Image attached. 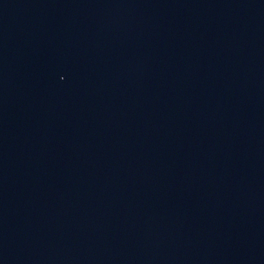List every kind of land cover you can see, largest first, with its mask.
Here are the masks:
<instances>
[{
    "label": "water",
    "instance_id": "95a60500",
    "mask_svg": "<svg viewBox=\"0 0 264 264\" xmlns=\"http://www.w3.org/2000/svg\"><path fill=\"white\" fill-rule=\"evenodd\" d=\"M264 93V0H121Z\"/></svg>",
    "mask_w": 264,
    "mask_h": 264
}]
</instances>
